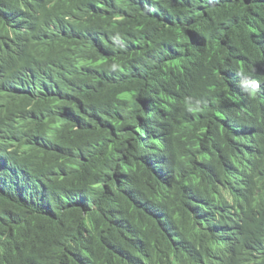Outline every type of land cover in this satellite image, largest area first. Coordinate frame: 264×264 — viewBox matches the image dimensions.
I'll list each match as a JSON object with an SVG mask.
<instances>
[{
  "label": "trees",
  "instance_id": "16d2710c",
  "mask_svg": "<svg viewBox=\"0 0 264 264\" xmlns=\"http://www.w3.org/2000/svg\"><path fill=\"white\" fill-rule=\"evenodd\" d=\"M0 264H264V0H0Z\"/></svg>",
  "mask_w": 264,
  "mask_h": 264
},
{
  "label": "clouds",
  "instance_id": "9594fccd",
  "mask_svg": "<svg viewBox=\"0 0 264 264\" xmlns=\"http://www.w3.org/2000/svg\"><path fill=\"white\" fill-rule=\"evenodd\" d=\"M115 67V66H114ZM236 75L238 77H243L244 74L242 72H237ZM260 82L255 79L250 78H240L236 81V87L242 92L247 94L248 96H255L259 90ZM186 104L188 105L189 111L199 110L197 102L196 105L191 104V98L186 100Z\"/></svg>",
  "mask_w": 264,
  "mask_h": 264
}]
</instances>
